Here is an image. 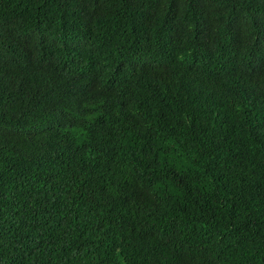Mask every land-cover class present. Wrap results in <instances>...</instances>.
I'll list each match as a JSON object with an SVG mask.
<instances>
[{
	"label": "trees",
	"instance_id": "1",
	"mask_svg": "<svg viewBox=\"0 0 264 264\" xmlns=\"http://www.w3.org/2000/svg\"><path fill=\"white\" fill-rule=\"evenodd\" d=\"M0 264H264V0H0Z\"/></svg>",
	"mask_w": 264,
	"mask_h": 264
}]
</instances>
